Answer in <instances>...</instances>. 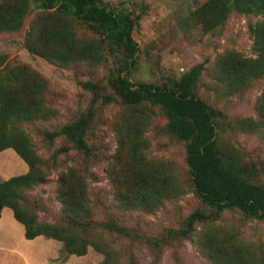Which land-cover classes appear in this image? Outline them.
Masks as SVG:
<instances>
[{"label": "rangeland", "instance_id": "obj_1", "mask_svg": "<svg viewBox=\"0 0 264 264\" xmlns=\"http://www.w3.org/2000/svg\"><path fill=\"white\" fill-rule=\"evenodd\" d=\"M20 1L27 7L18 25L11 20L13 28L0 30V79L13 85L19 73L25 80L19 86L26 90L22 103H32L37 113L16 119L12 128L26 136L43 180L21 189L17 201L39 224L90 234L82 256L64 252L56 240L61 245L56 261L72 257L71 264H105L106 259L109 264H231L232 259L264 264V219L246 218L238 210L215 213L197 198L185 142L167 132L163 111L149 103L124 105L114 96L107 77L118 59L103 49L101 37L86 24L65 19L76 46H89L97 55L65 61L56 56L64 53L63 43L41 39L44 27L60 26L58 16L45 10L41 0H0V13L11 15ZM205 3L100 0L105 8L137 22L129 80L170 85L195 72V94L219 112L215 141L223 162L245 181L262 185L264 73L234 84L228 72L240 58L257 56L251 28L260 16L233 11L204 33L192 15ZM85 82L113 97L108 104L92 106L93 121L84 138L88 154L58 134L91 107ZM195 211L207 218L181 236L178 232Z\"/></svg>", "mask_w": 264, "mask_h": 264}, {"label": "trees", "instance_id": "obj_2", "mask_svg": "<svg viewBox=\"0 0 264 264\" xmlns=\"http://www.w3.org/2000/svg\"><path fill=\"white\" fill-rule=\"evenodd\" d=\"M43 8L58 16L59 28L44 27L40 31L42 40L50 39L62 44L64 53L56 56L63 60L95 59L96 52L89 46L78 48L67 28L65 19H74L86 24L101 37L103 49L112 58L118 59L114 68L109 71L107 82L113 94L124 105L136 106L142 103L157 105L167 118V132L178 140L185 142L186 163L190 170V180L197 198L216 212L238 210L246 218L264 219V184L256 185L242 179V176L231 166L225 164L216 148L214 119L219 112L210 108L194 92L197 75L193 71L184 73L170 85L150 83L133 84L129 78L135 64L137 46L133 31L137 26L135 18L128 14H117L100 4V0H41ZM27 4L20 1L7 13H0V30L13 28L11 22L19 23ZM256 14L260 20L251 28L254 59H239L228 69L234 84L243 83L250 78L260 77L264 73V0H206V3L193 13V18L204 33H209L226 21L232 12ZM19 73L13 85L5 84L0 79V152L12 149L26 163L25 174L0 181V215L3 208L13 211L15 219L25 229V238L32 240L38 236L61 241L63 250L68 254L82 256L90 242V234L68 232L61 227L42 225L36 222L18 204L21 189L40 183L42 174L37 166V157L29 148L26 136L12 128L16 119H24L37 113L35 106L22 103V93L26 90L19 87L23 84ZM84 88L92 93L91 107L77 121L63 126L58 134L64 135L83 154L89 153L85 141L92 121L93 105L101 101L112 102L113 97L101 93L99 87L85 82ZM38 88V87H37ZM25 96V95H24ZM22 98V99H21ZM207 216L199 211L191 213L183 229L178 233L187 236L194 224L205 220ZM116 230L123 231L121 228ZM225 257H231L224 255ZM231 264H240L230 259ZM105 264H109L106 259Z\"/></svg>", "mask_w": 264, "mask_h": 264}, {"label": "crops", "instance_id": "obj_3", "mask_svg": "<svg viewBox=\"0 0 264 264\" xmlns=\"http://www.w3.org/2000/svg\"><path fill=\"white\" fill-rule=\"evenodd\" d=\"M26 163L12 149L0 152V181L7 180L14 173L25 174ZM61 245L53 239L38 236L25 238L24 226L18 222L13 211L5 207L0 215V264H71L57 262Z\"/></svg>", "mask_w": 264, "mask_h": 264}]
</instances>
